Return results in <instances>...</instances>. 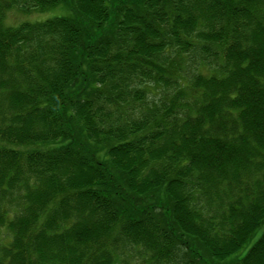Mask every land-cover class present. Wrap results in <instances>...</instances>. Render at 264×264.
<instances>
[{
  "label": "trees",
  "instance_id": "obj_1",
  "mask_svg": "<svg viewBox=\"0 0 264 264\" xmlns=\"http://www.w3.org/2000/svg\"><path fill=\"white\" fill-rule=\"evenodd\" d=\"M263 223L264 0H0V264H264Z\"/></svg>",
  "mask_w": 264,
  "mask_h": 264
},
{
  "label": "rangeland",
  "instance_id": "obj_2",
  "mask_svg": "<svg viewBox=\"0 0 264 264\" xmlns=\"http://www.w3.org/2000/svg\"><path fill=\"white\" fill-rule=\"evenodd\" d=\"M64 10L61 7H56L52 9H47L44 11H37V10H32L22 12L18 10L14 11H9L6 16V23L7 24H20L21 22L24 21H29V22H36V21H43L45 19H48L53 16H58L60 14H63ZM264 232V223L263 225L255 232V234L249 238V240L245 243V246L239 251V256L246 253L249 248L258 240V238L261 236V234ZM188 251L183 248V250L180 251V254L183 253V257L179 256V258L182 260V258H188L191 259L190 257L192 256L190 253H187ZM180 260V261H181ZM186 264L187 262H183Z\"/></svg>",
  "mask_w": 264,
  "mask_h": 264
}]
</instances>
